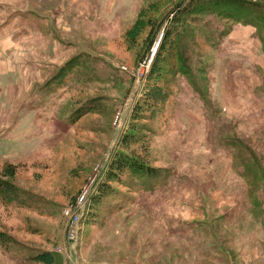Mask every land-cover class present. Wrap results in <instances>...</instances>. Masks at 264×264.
Listing matches in <instances>:
<instances>
[{
    "label": "rangeland",
    "instance_id": "374dc122",
    "mask_svg": "<svg viewBox=\"0 0 264 264\" xmlns=\"http://www.w3.org/2000/svg\"><path fill=\"white\" fill-rule=\"evenodd\" d=\"M179 1L117 0L113 6L115 0H103L95 9L88 3L85 12H70L72 24L58 19L65 27H58L62 43L37 40L31 31L9 43L14 64L6 57L0 67L6 78L2 82L0 75V89L6 88L0 91V172L1 163L16 167L12 182L31 204L0 205V233L6 237L0 264H43L35 258L44 252L61 257L54 264H264V89H252L258 84L255 76L261 77L258 70L264 72V61L255 54L264 55L260 44L251 50L259 41L246 40L248 31H241L216 52L207 81L224 129L223 144L209 136L206 123L196 124L198 99L182 93L181 86L172 93L166 89L158 111L148 109L144 120H134L136 110L142 114L146 108L148 91L161 88L158 79L164 77L156 75L147 87V69L139 61L145 24ZM163 31L156 34V45ZM83 52L95 72L91 82L77 78L65 91L43 96L42 85L63 61ZM89 54L96 58L87 59ZM97 98L103 99L106 114L90 115L66 129L70 115ZM178 102L183 107L179 119ZM134 122L143 128L139 138H146L139 146L149 148L151 164L171 170L167 185L154 196L141 194L138 207L109 218L100 214L94 225L83 227L77 242H70L67 209L85 189L94 197L95 183ZM232 141L249 148L247 155L253 154L262 168L259 174L243 145L233 149ZM124 202L111 199L115 205Z\"/></svg>",
    "mask_w": 264,
    "mask_h": 264
},
{
    "label": "trees",
    "instance_id": "16d2710c",
    "mask_svg": "<svg viewBox=\"0 0 264 264\" xmlns=\"http://www.w3.org/2000/svg\"><path fill=\"white\" fill-rule=\"evenodd\" d=\"M239 27L254 29L252 35L259 41L258 45L260 44V49L263 48L264 55V3L258 1L180 0L177 4L171 6L170 10L164 11L158 19H149V22L145 24L148 31L141 50L144 54L140 55L139 61L141 60L142 62H140L144 63L149 58L151 50L156 44V34L158 36L159 32L164 30L157 55L148 72L147 87L151 88L149 85L155 81L156 75L161 74L164 77L158 79L162 84L161 88H156L151 94L148 91L146 94L148 98L145 100L146 108L143 107L142 114L137 109L134 120H144L143 117L148 109L158 111L157 105L161 101L165 102L164 99L167 97L165 94L166 89H168V93H172L176 86H181L178 89L182 93L192 94L198 99L199 107L196 108L201 110L198 117L199 124L206 123L209 136L214 139L215 143L223 144L226 138L222 137L220 133L224 129L218 124V110L213 104V93L207 78L214 68L215 55H218L217 50L223 47L225 40ZM84 55V52L72 55L47 84L42 85L41 94L51 96L55 92L65 91L71 82L77 78L79 81L85 78L84 84L91 82L95 72L87 64ZM93 57L96 58V56ZM93 57L91 54L87 55V59ZM173 72L174 75H171ZM258 74L261 76L259 77L261 81L259 89H264V72L258 70ZM224 78L223 76L222 79ZM209 81L211 82V78ZM157 86L160 87L158 84ZM63 95L66 96V92ZM101 101H103L102 98H97L79 107L65 123L66 129H75L82 119L90 115L106 114L105 109L101 111ZM182 110L183 107L178 102V119ZM142 129L135 122L128 126L118 144V150L114 152L109 162L108 169L103 173L102 179L100 178L101 180L99 179L95 183L93 189L95 195L91 198L92 207L87 222L88 226L94 225L100 214H105L106 218H109L126 212L129 208L138 207L141 194L142 197H146L148 194L154 196L161 191V186L165 187L167 185L171 170H161L151 164L146 152L149 148L139 146L140 140L146 138V136L139 138L138 132ZM154 132L156 134V131ZM135 138H139V140ZM58 141L54 144L57 145ZM229 143L233 149H242L243 145L245 158H250L252 168L257 169L259 174L262 168L258 165V160L253 161V158H255L253 154L250 153L251 156L247 155L249 148L243 143L241 145L240 142L232 141ZM232 156H235L234 152ZM24 159L17 161H24ZM1 164L4 166L2 172H0V205L8 207L15 204H31L30 199L26 197V193L18 189L12 182L16 175V167L9 163ZM241 165L245 167L247 162ZM241 174L244 176L243 173ZM115 186L118 190L119 188L123 189V193H119ZM114 198L125 202L116 205L111 204V199ZM100 209L104 211L100 213ZM5 240L6 237L0 233V245H4ZM58 258L61 257L44 252L35 259L43 264H54Z\"/></svg>",
    "mask_w": 264,
    "mask_h": 264
},
{
    "label": "crops",
    "instance_id": "0c3cea01",
    "mask_svg": "<svg viewBox=\"0 0 264 264\" xmlns=\"http://www.w3.org/2000/svg\"><path fill=\"white\" fill-rule=\"evenodd\" d=\"M101 1L103 0H6L0 2V67L4 65L6 57H7V64L9 65L14 64V62L11 60L12 58L10 54L11 50L9 49L10 46L9 43L16 42L17 41L16 37H21L20 35H23L25 38L27 37L26 35L29 34V31H31L32 35L30 36H32V38L35 36L36 38L35 37L34 38L37 40L43 39L47 43H51V42L62 43L57 37L59 36L58 27L61 28L63 31L65 27L64 25H60V26L58 25V19H59V23H61L64 20L62 24L66 22L70 25L72 24L71 23L72 19L70 18V12L72 11L85 12L86 10L84 9V7L88 3H93L94 5L92 9H95L98 4H101ZM16 2L17 4H15ZM117 3H118L117 0H115L113 6H116ZM48 11L50 12L49 17L46 14V12ZM27 20L30 21L31 27L26 26ZM253 30L254 29L251 27H239L233 32L231 37L237 39L238 34L241 31H248V36L246 40L250 39V41H252L254 39L252 35ZM240 41H242L241 38ZM257 46L258 44L254 46V44L252 43L251 50L252 51L255 50ZM54 52L55 51H53V53L48 57L51 61L54 60L55 57ZM255 56L261 58L264 61V59L260 56V54L258 55L255 54ZM68 59L64 60L63 64H65ZM48 63L51 62L49 61ZM51 64L53 65V63ZM0 75L3 76L2 82L6 83L5 72L2 71L1 69H0ZM255 78L258 81V84H256V82L253 83L252 85L253 90L259 88L261 85L259 78L256 76ZM1 90H6V88L3 86L2 89H0V91ZM221 104L223 108L224 106H226L222 103V101ZM226 107L228 108V106ZM227 116L229 117V114ZM199 122L200 121H197L196 124L198 125Z\"/></svg>",
    "mask_w": 264,
    "mask_h": 264
},
{
    "label": "built area",
    "instance_id": "2783aa9c",
    "mask_svg": "<svg viewBox=\"0 0 264 264\" xmlns=\"http://www.w3.org/2000/svg\"><path fill=\"white\" fill-rule=\"evenodd\" d=\"M159 45H160V41H159V44L157 43V45L154 46L153 53H150L149 58L146 59V61L142 65V68L147 69V73L150 70L151 64L154 60L153 58L159 49ZM91 207H92V200L90 198V194L85 189L84 192H82V194L78 197L76 203L72 205L69 209H67L66 211L67 216L70 217V221H71V224H70L71 229H70V234H69L70 242L78 241L80 237V233L83 230V227H85V225L88 222ZM62 251H63L62 249H59V248L56 249V252L58 254L62 253Z\"/></svg>",
    "mask_w": 264,
    "mask_h": 264
}]
</instances>
